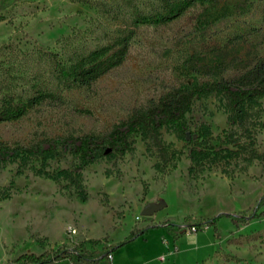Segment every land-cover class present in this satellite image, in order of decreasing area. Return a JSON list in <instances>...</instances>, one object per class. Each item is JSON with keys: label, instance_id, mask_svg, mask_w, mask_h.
Masks as SVG:
<instances>
[{"label": "rangeland", "instance_id": "1", "mask_svg": "<svg viewBox=\"0 0 264 264\" xmlns=\"http://www.w3.org/2000/svg\"><path fill=\"white\" fill-rule=\"evenodd\" d=\"M167 1L0 0V104L50 92L21 117L0 122V143L105 134L165 91L213 80L181 73L191 54L227 44L253 45L264 55V0H218L226 13L209 24L198 22L208 3L163 24L136 21L162 11ZM122 36L128 45L123 62L89 85L57 76L59 66ZM227 115L224 96L213 92L193 98L185 122L191 132L209 128L208 144L232 154L190 169L192 144L171 129L161 128L154 141L133 135L125 153L80 169L83 198L74 185L38 175L35 168L0 164V264L25 252L105 250L146 226L116 247L110 261L92 264H264V215L249 217L264 194V97L239 123L230 124ZM76 163L61 155L46 169ZM146 206L153 208L150 214ZM219 213L247 219L235 226L222 215L217 231L206 226ZM193 224H199L194 231ZM94 239L100 242L93 245Z\"/></svg>", "mask_w": 264, "mask_h": 264}, {"label": "trees", "instance_id": "2", "mask_svg": "<svg viewBox=\"0 0 264 264\" xmlns=\"http://www.w3.org/2000/svg\"><path fill=\"white\" fill-rule=\"evenodd\" d=\"M199 3H208L199 14V23L209 24L226 13V7L219 5L218 0H169L162 11L153 14L139 15L137 22L163 24L180 16L188 7ZM5 4H0V10ZM127 38L122 36L113 43L106 44L77 57L68 66H59L57 76L70 80L76 86H86L106 73L109 69L121 64L127 53ZM182 74L196 73L213 77L211 81L191 86H179L162 93L154 102L143 109L133 111L126 119L115 123L110 130L102 135L81 134L44 138L30 145H8L0 143V164L15 162L21 167L35 168L36 174L54 180H64L67 185H74L78 195L81 192L80 169L100 158H112L125 153L131 146L132 136L138 135L144 140H156L160 129H171L175 135L191 143L189 152L190 169L204 167L206 161H214L217 157L232 154L228 147L215 149L208 144L209 128L201 126L198 132H191L185 122V114L190 110L195 96L221 93L226 100L227 120L230 124L243 121L249 115L253 105L264 97V55L258 54L253 45L243 48L237 45L211 47L185 60ZM233 71L235 74L226 77L224 74ZM50 95L48 91H39L25 101L15 104L10 98H4L0 104V122L17 119L31 107ZM61 155H69L76 159L75 168H61L49 173L46 167L50 160ZM36 164V166H35ZM77 191V190H76ZM222 215L227 216L233 225L246 221L245 216L231 213H219L205 220L206 226L214 225ZM264 215V194L258 199L250 218ZM164 226L170 225L163 223ZM199 224L191 227L196 229ZM149 226L134 232L131 238L121 240L116 245L101 251L87 250L75 246L72 249H61L54 253L25 252L6 264H45L67 259L68 264H92L105 257L112 259L116 247L127 243ZM214 229L217 231L214 225ZM181 232V231H180ZM99 239L91 241L93 245ZM240 261V258L229 256Z\"/></svg>", "mask_w": 264, "mask_h": 264}, {"label": "water", "instance_id": "3", "mask_svg": "<svg viewBox=\"0 0 264 264\" xmlns=\"http://www.w3.org/2000/svg\"><path fill=\"white\" fill-rule=\"evenodd\" d=\"M152 211H153V208H149V206H146V207L144 208V213H145V214H150Z\"/></svg>", "mask_w": 264, "mask_h": 264}, {"label": "built area", "instance_id": "4", "mask_svg": "<svg viewBox=\"0 0 264 264\" xmlns=\"http://www.w3.org/2000/svg\"><path fill=\"white\" fill-rule=\"evenodd\" d=\"M191 229L194 231V228L193 227H191Z\"/></svg>", "mask_w": 264, "mask_h": 264}]
</instances>
